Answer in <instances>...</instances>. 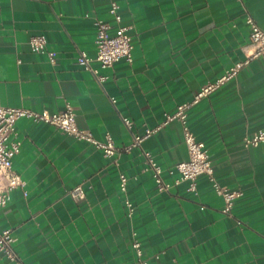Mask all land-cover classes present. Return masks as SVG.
I'll return each instance as SVG.
<instances>
[{"label":"crops","instance_id":"obj_1","mask_svg":"<svg viewBox=\"0 0 264 264\" xmlns=\"http://www.w3.org/2000/svg\"><path fill=\"white\" fill-rule=\"evenodd\" d=\"M248 13L264 29V0H0V103L50 112L69 104L80 128L127 146L247 59ZM97 20L111 34L127 27L134 39L133 62L100 70L108 76L103 84L77 62L80 50L95 56ZM40 34L55 62L32 51L29 39ZM123 118L133 120L131 130ZM188 124L220 184L244 192L230 216L207 177L197 179L195 192L188 181L173 185L168 170L189 158L178 120L112 159L53 125L21 118L10 140L21 142L14 169L28 194L15 189L0 211V231H12L20 261L135 264L136 232L149 264H264V144L244 145L264 130V60L253 59L193 105ZM143 151L163 168L168 192H158L154 173L144 170ZM77 186L86 193L80 201L71 195ZM0 264L18 262L0 251Z\"/></svg>","mask_w":264,"mask_h":264},{"label":"built area","instance_id":"obj_2","mask_svg":"<svg viewBox=\"0 0 264 264\" xmlns=\"http://www.w3.org/2000/svg\"><path fill=\"white\" fill-rule=\"evenodd\" d=\"M117 9L118 5L113 3L111 13L120 23L121 16L117 13ZM245 21L250 29V43L245 49L247 59L233 65L216 80L204 84L192 102L179 105L175 112L167 113L160 125L154 128H147L142 134H134L132 143L127 146L117 147L109 133L106 135L105 140H99L94 137L91 131L80 128L76 121L74 109L69 104L62 111L50 112L48 110L34 111L28 108L7 107L0 103V211L8 205L15 189L23 188L25 194H28L25 190L26 181L14 169V159L21 151V142L10 140L16 132L18 121L26 117L37 124L47 123L53 125L63 133L93 145L102 151L106 157L112 159H115L123 151L127 152L138 147L142 148V144L146 139L155 135L163 126L178 120L183 125L184 140L188 148L189 158L175 164L168 170L170 175L176 176L173 185L188 181L190 182L189 190L195 192L197 190V179L201 176L207 177L216 194L224 200L222 212L228 216L232 215L236 201L243 197L244 192L241 189H230L220 184L216 178L215 167L208 148L204 142L196 139L189 127L188 118L189 110L193 105L219 90L227 81L237 78L243 67L249 64L250 61L256 58L264 60V29L249 13L246 15ZM111 29L112 26L108 22L97 20L95 56L91 57L87 51L80 50L77 59L78 64L90 71L101 84L108 79V76L102 74L100 70L111 69L122 59L131 64L134 59V39L128 32V28L119 26L114 34L110 33ZM29 45L33 52L45 53L51 62H55L56 52L48 49V39L45 35L32 36L29 39ZM94 63H97L99 67H94ZM123 121L126 127L131 130L134 125L133 120L123 118ZM262 143L264 144V130H260L244 139L246 148L257 147ZM143 155L146 160L144 170L154 173L158 192H168L172 183L164 180L163 168L153 159L149 151H143ZM119 187L124 194H127L128 177L124 174L120 175ZM71 195L77 201L86 198V193L82 186L75 187L71 191ZM125 202L129 214H132L134 210L133 203L128 197ZM15 241L16 238L11 230L0 231V251L11 261L18 262V264H27L20 261L14 250L13 243ZM132 247L136 252L135 264H149V261L144 257V251L136 232L133 233Z\"/></svg>","mask_w":264,"mask_h":264}]
</instances>
